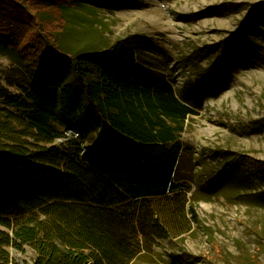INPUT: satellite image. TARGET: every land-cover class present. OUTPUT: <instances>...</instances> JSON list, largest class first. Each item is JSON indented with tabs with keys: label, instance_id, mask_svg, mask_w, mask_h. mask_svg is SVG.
Masks as SVG:
<instances>
[{
	"label": "trees",
	"instance_id": "16d2710c",
	"mask_svg": "<svg viewBox=\"0 0 264 264\" xmlns=\"http://www.w3.org/2000/svg\"><path fill=\"white\" fill-rule=\"evenodd\" d=\"M66 1L0 0V51L32 76L8 98L22 114L0 108V264H21L10 248L25 246L33 264H132L155 238L189 229L184 203L171 199L179 133L195 111L132 47L64 45ZM70 126L79 135L54 144ZM244 159L263 176V160Z\"/></svg>",
	"mask_w": 264,
	"mask_h": 264
},
{
	"label": "rangeland",
	"instance_id": "374dc122",
	"mask_svg": "<svg viewBox=\"0 0 264 264\" xmlns=\"http://www.w3.org/2000/svg\"><path fill=\"white\" fill-rule=\"evenodd\" d=\"M64 45L132 47L141 64L169 79L193 110L183 124L174 182L185 205L184 233L155 238L132 264H264V0H67ZM5 38H3L4 40ZM231 47L218 78L203 74ZM31 69L0 51V108L31 86ZM60 146L79 132L61 128ZM193 206L196 216L190 211ZM187 219V220H186ZM33 264L32 247L10 248Z\"/></svg>",
	"mask_w": 264,
	"mask_h": 264
},
{
	"label": "built area",
	"instance_id": "2783aa9c",
	"mask_svg": "<svg viewBox=\"0 0 264 264\" xmlns=\"http://www.w3.org/2000/svg\"><path fill=\"white\" fill-rule=\"evenodd\" d=\"M73 131H75V130L73 129Z\"/></svg>",
	"mask_w": 264,
	"mask_h": 264
}]
</instances>
